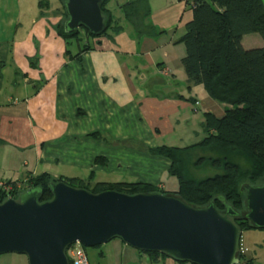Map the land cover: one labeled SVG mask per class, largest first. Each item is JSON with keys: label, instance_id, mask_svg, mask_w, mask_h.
Returning <instances> with one entry per match:
<instances>
[{"label": "crops", "instance_id": "obj_1", "mask_svg": "<svg viewBox=\"0 0 264 264\" xmlns=\"http://www.w3.org/2000/svg\"><path fill=\"white\" fill-rule=\"evenodd\" d=\"M40 1L0 6V183L42 173L92 175L93 184L141 182L175 191L166 179L170 162L144 148L198 143L202 115L219 119L225 108L202 85L188 86L180 62L185 48L177 40L192 20L191 1L147 0L146 23L156 33L139 37L118 7L128 0H110L122 31L69 44L57 35L61 12ZM253 35L242 37L244 49L264 47ZM85 44L91 49L81 52ZM98 247L100 264H182L150 260L119 239Z\"/></svg>", "mask_w": 264, "mask_h": 264}, {"label": "trees", "instance_id": "obj_2", "mask_svg": "<svg viewBox=\"0 0 264 264\" xmlns=\"http://www.w3.org/2000/svg\"><path fill=\"white\" fill-rule=\"evenodd\" d=\"M109 1H101L104 31L99 35H92L84 28L64 31V0H59L63 20L57 26V35L69 44L72 41L111 37L121 32L122 28L116 23L112 11L107 8ZM190 1L192 20L185 25L184 34L177 40V44H182L185 48V55L180 62L188 86L202 85L208 96L225 105V108L224 115L219 119L211 113L202 115L204 137L198 143L183 148H144L150 155L163 157L170 162L167 174L176 180V190L168 192L141 182L93 184L92 175L87 180H81L53 178L42 173L34 177L29 176L24 181L3 182L11 186L20 182L22 188L10 193L0 190V203L7 197L17 199L21 192L31 188L38 190L39 203L46 202L51 199L49 185L62 181L91 193H164L174 195L193 207H202L213 202L220 213L224 212L225 204L239 214L240 217L232 220L241 234L251 229L261 230L241 218L245 214V198L240 187L242 184L255 185L258 181L264 182V47L246 50L242 47L241 40L245 35L259 34L264 42V2ZM39 4L47 6L48 2L42 0ZM118 7L123 19L136 35L140 37L156 33L155 28L146 23L150 15L147 0H128ZM90 49L91 47L85 44L81 52ZM200 151L206 152L207 156L193 160L194 153ZM204 166L218 173L197 179L190 172L191 168ZM140 253L150 260L158 257L168 258L164 254ZM68 261L71 264L69 259ZM245 264L253 262L247 259Z\"/></svg>", "mask_w": 264, "mask_h": 264}, {"label": "water", "instance_id": "obj_3", "mask_svg": "<svg viewBox=\"0 0 264 264\" xmlns=\"http://www.w3.org/2000/svg\"><path fill=\"white\" fill-rule=\"evenodd\" d=\"M102 0H64L65 32L104 31ZM51 199L39 203L38 190L21 192L0 203V255L26 257L27 264H69L66 250L119 239L143 253L164 254L178 263L236 264L239 259L240 217L224 204L193 207L164 193L127 195L115 191L91 193L66 183L49 185ZM245 214L256 229L264 230V184H242Z\"/></svg>", "mask_w": 264, "mask_h": 264}, {"label": "rangeland", "instance_id": "obj_4", "mask_svg": "<svg viewBox=\"0 0 264 264\" xmlns=\"http://www.w3.org/2000/svg\"><path fill=\"white\" fill-rule=\"evenodd\" d=\"M38 1L39 0H34L35 4H37ZM43 1L49 2L50 8L52 10L54 11L58 10L59 12H61V4L59 0H43ZM14 3H15V0H0V6L3 8L5 7L13 8ZM250 37H257L259 39L258 44L264 45V42L259 34H254L253 36H250ZM256 44L257 43H253L252 46H256ZM195 142L197 141H195L194 139L189 144H195ZM202 156H207V153L204 151L196 152L194 153L193 160H196L197 158L202 157ZM190 172L197 179L210 177L218 173L217 171L209 168L208 166L207 167L204 166L198 169L191 168ZM166 179L177 184L176 180L170 176H166ZM263 184H264L263 181H258L255 185L261 186ZM241 241L243 243V246L246 248V251L244 253V258L246 260L251 259L253 264H264V230H252L251 229V230L243 231L241 234ZM85 250L87 251L89 255L90 261L94 260L93 264H100V260L98 263L95 260H97L96 258L97 253L101 251V248L93 247V248H86ZM0 264H27V260H26V257L22 255L4 254V255H0ZM102 264H105V262H102Z\"/></svg>", "mask_w": 264, "mask_h": 264}, {"label": "built area", "instance_id": "obj_5", "mask_svg": "<svg viewBox=\"0 0 264 264\" xmlns=\"http://www.w3.org/2000/svg\"><path fill=\"white\" fill-rule=\"evenodd\" d=\"M24 181V180H23ZM22 188V185L20 182H17L14 186L11 185H5V183L1 182L0 183V190H2L5 193H10L13 190H20ZM246 251V248L243 246V243L239 241V259L236 264H245L246 259L244 258V253ZM66 255L67 258L70 260L71 264H89L88 257L86 254L85 248L79 244L75 243L71 245L67 250H66ZM128 264V263H124Z\"/></svg>", "mask_w": 264, "mask_h": 264}]
</instances>
